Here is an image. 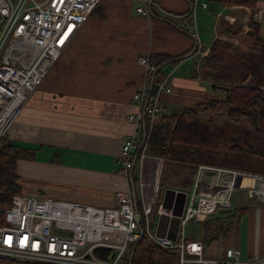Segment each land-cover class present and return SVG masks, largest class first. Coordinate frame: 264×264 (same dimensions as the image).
I'll return each mask as SVG.
<instances>
[{
  "label": "crops",
  "instance_id": "1",
  "mask_svg": "<svg viewBox=\"0 0 264 264\" xmlns=\"http://www.w3.org/2000/svg\"><path fill=\"white\" fill-rule=\"evenodd\" d=\"M141 1L101 0L23 105L8 136L37 150L35 157L19 159L22 193L107 206L114 204L117 189L133 192L134 184L141 212L135 183L141 161L130 177L120 167L122 142L134 130L128 119L137 110L133 93L143 82L138 57L151 55L163 61L159 73L172 72L174 92L163 96L161 112L169 114L223 94L199 73L200 53L189 29H197L206 49L217 37L230 40L219 30L223 20L242 26L233 41L243 46L255 40L258 26L264 37V0L253 6L199 0L196 7L191 0H154L158 11L151 17L137 11ZM150 158L148 170L158 172L160 163ZM263 204L251 203L240 223L224 234L225 246L239 248L245 264L264 259ZM216 239L206 249L208 259L221 254Z\"/></svg>",
  "mask_w": 264,
  "mask_h": 264
},
{
  "label": "built area",
  "instance_id": "2",
  "mask_svg": "<svg viewBox=\"0 0 264 264\" xmlns=\"http://www.w3.org/2000/svg\"><path fill=\"white\" fill-rule=\"evenodd\" d=\"M100 2L0 0V138ZM141 2L139 13L151 17L158 11L154 0ZM192 4L196 7L199 0ZM189 32L202 60L209 49L203 48L196 28ZM137 60L144 68L143 82L133 93L137 110L129 113L128 119L134 130L122 142L120 167L130 177L140 156V176L135 181L141 193L140 222L131 189H117L114 204L107 206L17 192L9 205H0L4 218L0 223V255L53 264H133L127 252L143 231L164 248L178 247L180 264H245L239 248L225 246L224 234L218 239L219 258L208 259L203 242L189 239L185 225L204 222L220 208L231 207L233 192L238 190H247L249 197L264 203V174L200 163L194 185L187 191L177 239L157 235L152 226L162 161L148 153L147 142L139 153L137 148L144 127L147 130V117L152 124L161 114L163 96L172 94L174 85L172 72L159 73V62L151 55ZM150 157L160 162L158 172L148 170ZM162 200L161 196L155 215L164 212ZM249 264H264V259Z\"/></svg>",
  "mask_w": 264,
  "mask_h": 264
},
{
  "label": "trees",
  "instance_id": "3",
  "mask_svg": "<svg viewBox=\"0 0 264 264\" xmlns=\"http://www.w3.org/2000/svg\"><path fill=\"white\" fill-rule=\"evenodd\" d=\"M222 1L256 4V0ZM219 27L225 38L230 40L222 37L214 39L209 52L201 60L199 73L212 80L214 88H219L223 94L184 105L171 114L162 113L152 125L147 117V150L165 160V172L160 174L168 187L190 191L200 163L264 174V37L258 26L255 40L243 46L233 41L243 30L242 26L223 20ZM162 62L159 63V70ZM36 151L20 145L8 135L0 139V205H9L13 194L21 192L19 159L23 156L35 157ZM166 159L172 160L175 166L189 169L178 186L168 180ZM137 161L140 162V156ZM161 186L159 192L162 191ZM248 208H231L224 214L210 217L203 222L200 238H188L201 240L207 249L220 233H227L238 225ZM2 222L4 218L0 214ZM135 245L133 264H180L178 247L164 248L150 240L146 233L130 245L127 257L130 258ZM0 264L53 263L0 255Z\"/></svg>",
  "mask_w": 264,
  "mask_h": 264
},
{
  "label": "rangeland",
  "instance_id": "4",
  "mask_svg": "<svg viewBox=\"0 0 264 264\" xmlns=\"http://www.w3.org/2000/svg\"><path fill=\"white\" fill-rule=\"evenodd\" d=\"M176 111H179V109L176 110ZM171 113H173V111H170L169 112V114H171ZM8 136H9V134H8ZM157 156H159V155H157ZM161 161H162L161 162V168L163 170V165H164L163 163L165 162V160L163 161V158L161 157ZM172 162H173L172 160L166 159L167 171H168L167 177H168V180L170 181V184L172 183V185L178 186L177 184L180 183V181L182 180V178L186 174L189 173V169L184 168V167H179L178 165L175 166L174 163H172ZM136 172L139 173V166L136 167ZM162 172L164 173L165 171L163 170L160 173H162ZM160 177H161V174H159V187H160V184H161L164 188L161 186L162 191L159 192V190H158L159 194H158V198L156 199V203H155V206H154V213H153L152 222H151V224H152L153 227L155 226V219H154V217H156L155 216V212H156V209H157V206H158L159 196L160 197L162 196V199H163L165 190L168 187L167 186L168 183L165 182L164 176L162 175L161 179H160ZM155 178L157 179V176H155ZM34 181L36 182V179H34ZM24 194H26V193H24ZM27 195H29V194H27ZM257 199L256 198L249 197L248 196V193H247V190H238V191H235V192H233L232 206L226 208L225 210H217L211 217H215L216 215L224 214L225 212L230 211L231 208L251 206V203H257L258 202ZM260 203H263V202H260ZM203 226H204L203 225V222H200V221H190V222H188L185 225V233H186V236L187 237H192V238H200L202 236ZM221 234H225L226 235L227 233H220L219 236H221ZM216 241H217V239L214 240V242H212L211 244L213 245V243H217Z\"/></svg>",
  "mask_w": 264,
  "mask_h": 264
},
{
  "label": "water",
  "instance_id": "5",
  "mask_svg": "<svg viewBox=\"0 0 264 264\" xmlns=\"http://www.w3.org/2000/svg\"><path fill=\"white\" fill-rule=\"evenodd\" d=\"M223 88V87H222ZM147 140V132L146 127H144V135L143 140L139 146V152L144 147ZM133 171H131L132 176ZM133 196L135 199V208H136V219L138 222L141 220V212L139 211L137 200L138 195L135 190V185L133 184ZM187 197V191L176 189L172 187H168L165 190L163 200H162V206L164 208V212L168 210H172V216H169L167 213H160L157 227H156V233L159 236H168L169 238L175 240L178 237V233L180 230V224H181V214L183 213L185 200ZM169 224V227L167 228V225ZM167 228V229H166ZM144 232L142 231L141 238L143 237ZM136 245L133 248L131 257H130V263H132L133 254L135 252Z\"/></svg>",
  "mask_w": 264,
  "mask_h": 264
},
{
  "label": "bare ground",
  "instance_id": "6",
  "mask_svg": "<svg viewBox=\"0 0 264 264\" xmlns=\"http://www.w3.org/2000/svg\"><path fill=\"white\" fill-rule=\"evenodd\" d=\"M26 101H27V100H26ZM26 101H25V102H26ZM24 104H25V103H24ZM20 111H21V110H20ZM154 121H155V120H154ZM154 121H153V123H154ZM153 123H152V124H153ZM152 124H151V121H150V125H152ZM11 127H12V126H11ZM11 127L9 128V130L6 132V134H5L4 136H6V135L9 134V131H10ZM4 136H2V137H4ZM2 137H1V138H2ZM1 138H0V139H1ZM164 213H167L169 216H172V210L165 211ZM168 225H169V224H168ZM168 225H167V226H168ZM165 236H166V235H165Z\"/></svg>",
  "mask_w": 264,
  "mask_h": 264
}]
</instances>
